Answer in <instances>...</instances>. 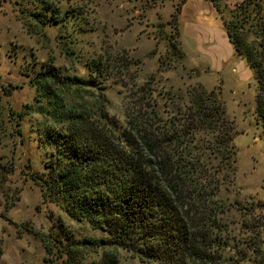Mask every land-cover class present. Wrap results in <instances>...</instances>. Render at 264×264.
Returning <instances> with one entry per match:
<instances>
[{
  "label": "trees",
  "instance_id": "1",
  "mask_svg": "<svg viewBox=\"0 0 264 264\" xmlns=\"http://www.w3.org/2000/svg\"><path fill=\"white\" fill-rule=\"evenodd\" d=\"M69 1L35 2L57 25L70 14L67 7L60 16ZM165 1L173 2L148 3ZM185 1L173 5L176 20ZM205 1L215 9L235 56L252 71L256 109L263 112L264 0L233 6ZM106 57L86 62L87 80L64 76L52 64L31 78L46 99L41 114L45 142L53 148L39 185L42 197L102 234L77 240L48 235L42 240L46 254L54 256L53 264H80L96 250L101 251L96 264H118L105 249L122 250L137 264H224L236 240L225 220L229 206L218 194L232 183L236 152L217 95L201 87L182 95L156 91L150 81L134 84L120 125L108 115L104 85L111 80L124 87V80L136 77L127 75L131 63L120 66ZM175 97L182 104L175 106ZM253 251L259 254L258 247Z\"/></svg>",
  "mask_w": 264,
  "mask_h": 264
},
{
  "label": "rangeland",
  "instance_id": "2",
  "mask_svg": "<svg viewBox=\"0 0 264 264\" xmlns=\"http://www.w3.org/2000/svg\"><path fill=\"white\" fill-rule=\"evenodd\" d=\"M35 1L0 0V264H53L54 256L46 254L42 241L48 235L102 237L42 197L39 185L53 148L45 142L47 123L41 112L46 99L31 85L46 64L64 76L87 80L85 64L100 54L120 66L131 63L127 75L136 77L124 80V87L105 82L108 115L120 125L131 85L150 81L156 91L182 95L195 87L215 92L236 152L232 183L218 194L229 206L225 220L236 240L224 264H264V116L256 109L252 71L235 56L224 29L222 37L212 32L209 43L198 45L173 15L178 0L162 5H149L148 0H71L60 16L68 7L81 18L67 14L57 25L52 13ZM42 1L53 5L59 0ZM34 12H39L35 18ZM206 44L217 46L219 55L209 56ZM180 104L182 99L175 97L174 105ZM256 247L259 254L253 251ZM103 252L118 264H137L122 250ZM100 259V250L88 251L80 264Z\"/></svg>",
  "mask_w": 264,
  "mask_h": 264
},
{
  "label": "crops",
  "instance_id": "3",
  "mask_svg": "<svg viewBox=\"0 0 264 264\" xmlns=\"http://www.w3.org/2000/svg\"><path fill=\"white\" fill-rule=\"evenodd\" d=\"M239 1L241 0H225L229 6H233ZM179 16V23L185 30L192 32V39L197 40L198 43H196L198 45H201V42L209 43L212 38V32H217L222 37L223 25L213 6L205 0H186L181 7ZM213 44H216V40H213ZM219 45H222L221 42ZM206 49L205 51H209L207 52L209 56L215 54H217L215 56H218L220 53V49L217 46L207 45Z\"/></svg>",
  "mask_w": 264,
  "mask_h": 264
}]
</instances>
